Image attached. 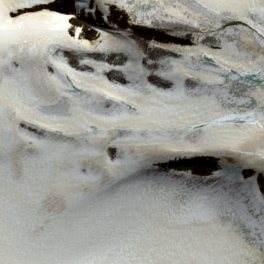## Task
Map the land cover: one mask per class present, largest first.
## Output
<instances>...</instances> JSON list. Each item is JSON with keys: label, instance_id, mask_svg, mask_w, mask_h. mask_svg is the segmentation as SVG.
<instances>
[{"label": "snow or ice", "instance_id": "1", "mask_svg": "<svg viewBox=\"0 0 264 264\" xmlns=\"http://www.w3.org/2000/svg\"><path fill=\"white\" fill-rule=\"evenodd\" d=\"M0 264H264V0H0Z\"/></svg>", "mask_w": 264, "mask_h": 264}, {"label": "bare ground", "instance_id": "2", "mask_svg": "<svg viewBox=\"0 0 264 264\" xmlns=\"http://www.w3.org/2000/svg\"><path fill=\"white\" fill-rule=\"evenodd\" d=\"M67 10H69V11H70V9H67Z\"/></svg>", "mask_w": 264, "mask_h": 264}]
</instances>
